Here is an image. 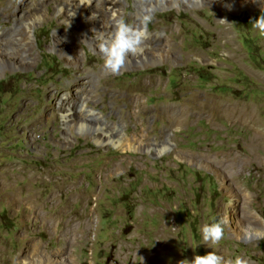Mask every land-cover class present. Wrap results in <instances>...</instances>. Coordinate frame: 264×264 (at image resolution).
Wrapping results in <instances>:
<instances>
[{
  "label": "rangeland",
  "instance_id": "rangeland-1",
  "mask_svg": "<svg viewBox=\"0 0 264 264\" xmlns=\"http://www.w3.org/2000/svg\"><path fill=\"white\" fill-rule=\"evenodd\" d=\"M177 1L143 16L157 41L113 74L100 33L78 51L62 37L73 32L55 0L30 29L18 18L36 0H0L3 35L29 36L30 49L1 54L0 264H178L213 251L264 264V36L250 23L264 0ZM117 2L133 26L147 4ZM83 91L120 147L64 126L58 99L77 106ZM213 222L224 235L211 248Z\"/></svg>",
  "mask_w": 264,
  "mask_h": 264
},
{
  "label": "bare ground",
  "instance_id": "bare-ground-1",
  "mask_svg": "<svg viewBox=\"0 0 264 264\" xmlns=\"http://www.w3.org/2000/svg\"><path fill=\"white\" fill-rule=\"evenodd\" d=\"M55 1L57 2L58 13L60 15L64 11H65L64 13H67L68 16L65 19V22H67V24L71 28L70 31L73 32L72 34L71 32L69 33L68 31L63 32L62 37L67 39V42L69 40L70 44L73 45L72 47H74L76 51H78V48L81 47L79 39L81 41L83 40L84 42L90 44L91 48H95L94 45L91 46L92 43H90L87 39H84L86 36L88 37L90 35V32L92 31H96L101 34L103 43L110 40L114 32V26H115V20L113 19V13L116 14L117 19L119 17L120 6L117 0H90L91 5L87 4L88 0H65L66 1L65 4H61V0H55ZM168 1L169 0H146L147 4L144 5V7L142 6L144 10H138L136 14V17H138L139 20L136 21L135 26L144 27V25L141 24V20L143 19V16H145L146 13L150 11V9H156L158 5L166 7ZM193 1L202 2L203 0H193ZM177 3L178 1L176 0V4ZM232 4H235V3H232ZM42 5H43V0H36L35 12L32 14L31 17L28 16L27 18L26 16L24 18L23 16L24 19L21 17L18 18L20 24L25 26L26 29H30L31 25L35 24L37 21H41L44 17V12H45V11L43 12ZM258 5L260 6L261 3H258ZM105 6L108 7V10H107L108 12L107 13L105 12L106 14L104 12L99 11L100 8H104ZM80 17H82L83 19L82 21L78 19ZM146 31L148 33V36L142 42L137 52L134 54L132 53L128 54L129 59L131 61L134 60L135 63H137L139 59H142L140 60L141 63L142 61H144L145 49L152 46L155 40L157 39L156 37L154 38L152 34L148 31L147 25H146ZM1 35H3V31L0 28V71L2 70L4 71L6 67L3 64L4 59L1 58V54H4V55L7 54L10 57H13V56L16 57L18 55L19 56L26 55L27 53L30 52L29 44H28L29 36L27 38L23 37V35L21 33H17V31H12L3 36ZM67 55H70V54L68 53ZM76 56H78V54ZM76 56L71 55V58L75 60ZM29 58L30 57H27V59ZM24 59L26 60V58ZM95 75L91 74L90 77L94 79ZM86 92L87 91L82 92L80 96L81 97L80 103L77 106H75L74 104H72V102H70L71 100L68 94H65V96L61 98L59 97L60 98L58 99L59 112L61 113L60 115L62 116L64 120V126L68 128L69 130L72 128V130H76L79 133L93 135L92 138L95 139L96 143L97 142L99 143L108 142V144H111L116 147H120L123 142V135L121 136L120 135L121 133H120L119 137L116 136L114 132H112L111 130L107 128L109 124L103 118L101 113L87 106L86 98L88 96ZM94 122H97V123H94ZM100 122L102 123V125H100ZM99 127H102V128H99ZM156 150L159 153L166 152L168 150L167 144L162 145L159 149H156ZM27 198L29 199V197ZM36 203L38 202L36 201Z\"/></svg>",
  "mask_w": 264,
  "mask_h": 264
},
{
  "label": "clouds",
  "instance_id": "clouds-1",
  "mask_svg": "<svg viewBox=\"0 0 264 264\" xmlns=\"http://www.w3.org/2000/svg\"><path fill=\"white\" fill-rule=\"evenodd\" d=\"M87 4L91 5L90 0H88ZM113 19L115 20L114 32L110 40L100 45V52L105 57V68L113 74H118L124 66L128 54L136 53L142 42L147 38L146 25L149 22V18L144 17L141 20V24L144 27L133 26L125 22L123 18L117 19L115 13H113ZM250 23L253 29L259 30V34L264 36V14ZM202 234L204 242H210L209 247H211V245L219 243L223 238L224 230L220 222H213L204 225ZM178 264H249V262L239 256L234 261H224L222 256L213 251L203 256L195 255L191 260H180Z\"/></svg>",
  "mask_w": 264,
  "mask_h": 264
}]
</instances>
